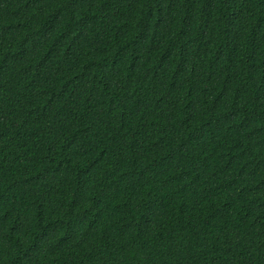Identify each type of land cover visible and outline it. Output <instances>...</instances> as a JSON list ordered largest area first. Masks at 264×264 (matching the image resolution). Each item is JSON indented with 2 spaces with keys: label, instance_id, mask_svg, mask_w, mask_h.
Listing matches in <instances>:
<instances>
[{
  "label": "trees",
  "instance_id": "obj_1",
  "mask_svg": "<svg viewBox=\"0 0 264 264\" xmlns=\"http://www.w3.org/2000/svg\"><path fill=\"white\" fill-rule=\"evenodd\" d=\"M0 264H264V0H0Z\"/></svg>",
  "mask_w": 264,
  "mask_h": 264
}]
</instances>
